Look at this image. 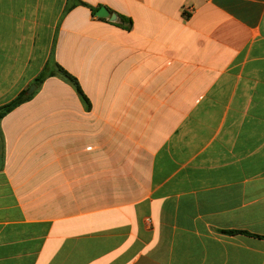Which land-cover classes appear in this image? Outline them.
<instances>
[{
    "label": "crops",
    "instance_id": "crops-1",
    "mask_svg": "<svg viewBox=\"0 0 264 264\" xmlns=\"http://www.w3.org/2000/svg\"><path fill=\"white\" fill-rule=\"evenodd\" d=\"M57 65L89 109L35 84ZM23 92L0 264H264V0H0V106Z\"/></svg>",
    "mask_w": 264,
    "mask_h": 264
},
{
    "label": "trees",
    "instance_id": "trees-1",
    "mask_svg": "<svg viewBox=\"0 0 264 264\" xmlns=\"http://www.w3.org/2000/svg\"><path fill=\"white\" fill-rule=\"evenodd\" d=\"M132 26V21L129 20V25L127 28H130ZM59 75L62 78H64L67 82L72 84L77 91L79 97L83 101V103L86 105V107L90 108V101L83 92L80 83L76 77L68 73L65 69H63L61 66L57 65V71H50L48 68H46L35 80V84L40 86L45 82V80L49 77ZM32 96H28L26 92L21 93L18 95L15 99L10 101L7 104H4L0 106V123L1 121L13 110H15L17 107L22 105L23 103L27 102ZM227 234H236V231H227ZM241 233V232H238ZM244 233V232H242Z\"/></svg>",
    "mask_w": 264,
    "mask_h": 264
},
{
    "label": "water",
    "instance_id": "water-1",
    "mask_svg": "<svg viewBox=\"0 0 264 264\" xmlns=\"http://www.w3.org/2000/svg\"><path fill=\"white\" fill-rule=\"evenodd\" d=\"M97 16L100 18H111L112 21L116 20V15H112L109 10L105 7H102L99 9V11L97 12ZM36 89V85L32 86L29 91H28V95H31L35 92Z\"/></svg>",
    "mask_w": 264,
    "mask_h": 264
},
{
    "label": "rangeland",
    "instance_id": "rangeland-1",
    "mask_svg": "<svg viewBox=\"0 0 264 264\" xmlns=\"http://www.w3.org/2000/svg\"><path fill=\"white\" fill-rule=\"evenodd\" d=\"M76 148L80 149L81 147L80 146H77ZM78 149L73 148L71 150H78Z\"/></svg>",
    "mask_w": 264,
    "mask_h": 264
}]
</instances>
